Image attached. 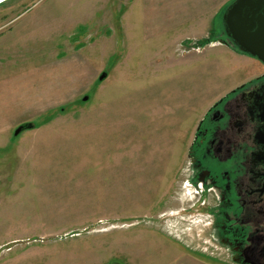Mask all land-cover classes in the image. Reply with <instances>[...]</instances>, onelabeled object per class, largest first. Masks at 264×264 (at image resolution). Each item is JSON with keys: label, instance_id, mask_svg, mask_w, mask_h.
<instances>
[{"label": "rangeland", "instance_id": "374dc122", "mask_svg": "<svg viewBox=\"0 0 264 264\" xmlns=\"http://www.w3.org/2000/svg\"><path fill=\"white\" fill-rule=\"evenodd\" d=\"M232 1L0 4V264H229L188 151L264 74L225 34Z\"/></svg>", "mask_w": 264, "mask_h": 264}, {"label": "flooded vegetation", "instance_id": "af4514ba", "mask_svg": "<svg viewBox=\"0 0 264 264\" xmlns=\"http://www.w3.org/2000/svg\"><path fill=\"white\" fill-rule=\"evenodd\" d=\"M188 159L229 264H264V74L205 113Z\"/></svg>", "mask_w": 264, "mask_h": 264}, {"label": "water", "instance_id": "95a60500", "mask_svg": "<svg viewBox=\"0 0 264 264\" xmlns=\"http://www.w3.org/2000/svg\"><path fill=\"white\" fill-rule=\"evenodd\" d=\"M9 0H0V4ZM223 27L228 39L244 55L257 59L264 65V0H234L224 12ZM107 78L102 73L99 81ZM88 96L83 98L86 102ZM33 123H24L14 131L18 137L34 129Z\"/></svg>", "mask_w": 264, "mask_h": 264}, {"label": "crops", "instance_id": "0c3cea01", "mask_svg": "<svg viewBox=\"0 0 264 264\" xmlns=\"http://www.w3.org/2000/svg\"><path fill=\"white\" fill-rule=\"evenodd\" d=\"M218 261V260H216ZM220 262V261H218ZM166 264H211L209 261L204 260L201 257H196V255L182 253L176 257H174L170 262ZM213 264V263H212Z\"/></svg>", "mask_w": 264, "mask_h": 264}, {"label": "trees", "instance_id": "16d2710c", "mask_svg": "<svg viewBox=\"0 0 264 264\" xmlns=\"http://www.w3.org/2000/svg\"><path fill=\"white\" fill-rule=\"evenodd\" d=\"M232 2H233V1H232ZM232 2H231V3H232ZM228 6H229V5H228ZM228 6H227V7H228ZM227 7H226V8H227ZM204 43H207V42H202V44H204Z\"/></svg>", "mask_w": 264, "mask_h": 264}]
</instances>
